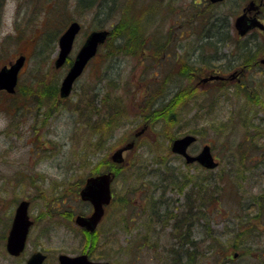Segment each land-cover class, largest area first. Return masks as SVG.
<instances>
[{
  "label": "rangeland",
  "instance_id": "obj_1",
  "mask_svg": "<svg viewBox=\"0 0 264 264\" xmlns=\"http://www.w3.org/2000/svg\"><path fill=\"white\" fill-rule=\"evenodd\" d=\"M101 2L102 11L96 12ZM245 2L227 0L209 7L205 0H0V69L19 56L26 61L16 86L19 94L0 92V264H24L32 240L48 252L46 264H55L51 258L60 252L75 253L90 241L95 248L92 258L110 264H184L179 254L184 256L186 250L189 264L254 263L256 223L246 218L258 213L257 201L264 194V67L241 75V81L230 74L252 56L243 44L262 38L253 30L240 40L231 38L221 49L218 43L216 49L205 46L207 37L216 41V32L204 30L207 23H200L193 11L196 4L198 11L212 15L210 21L223 25L226 37V28L233 35L234 18ZM259 18L264 24V7ZM72 21L81 24V30L69 62L91 31H111L121 21L139 26L145 44L132 49L136 54L114 50V57H106L102 45L69 96L61 98L59 87L69 65L55 68L56 53L48 60L45 56L49 41H57ZM40 45L45 50L37 54ZM232 65L235 69L218 72L226 81L201 82L215 75L217 67ZM49 87L56 94L47 99L42 93ZM105 89L129 115L117 119L109 135L104 123L96 130L92 115L95 108L105 115L113 107L105 98L100 106L94 100L93 93ZM31 93L41 95L40 105ZM13 101L26 107L14 111ZM143 102L160 111L158 116L165 105H174L165 119L154 122V135L147 133L140 116L146 109ZM171 115L176 116L173 122ZM141 129L153 142L135 136ZM188 134L196 137L188 151L197 154L208 145L216 167L186 165L171 151L172 141ZM165 135L172 137L171 143ZM129 144L123 161L115 163L112 154ZM97 164L100 173L113 176L115 198L91 238L79 233L74 219L92 210L79 199L77 189L81 180L83 187L94 176L92 166ZM201 180L206 186L199 190ZM123 197L131 203L121 205ZM23 199L30 202L28 212L36 225L22 258L11 262L3 239L15 205ZM158 199L163 204L159 215L146 208ZM180 215L188 219L191 238H175V228L186 224L178 220Z\"/></svg>",
  "mask_w": 264,
  "mask_h": 264
},
{
  "label": "water",
  "instance_id": "obj_2",
  "mask_svg": "<svg viewBox=\"0 0 264 264\" xmlns=\"http://www.w3.org/2000/svg\"><path fill=\"white\" fill-rule=\"evenodd\" d=\"M211 3L220 2L222 0H208ZM257 12L258 6L254 2H250L248 7L244 9V12L240 14L234 20V27L239 35H244L249 30L257 27L264 30V26L257 19L256 14L249 17L245 12ZM80 30V25L77 22H71L66 30L62 33L58 40V55L54 62L55 68L61 67L71 49L72 43L76 34ZM108 31L98 30L91 32L83 45L78 50L72 64L68 68L64 78L61 81L59 87V96L61 98L67 97L73 87L75 80L82 74L88 61L96 54L97 48L100 44L104 43ZM24 62V57H19L9 67L4 66L0 69V90H5L8 93L14 92V87L17 82V74ZM216 78V77H211ZM210 78V79H211ZM205 81V80H204ZM144 132V129L135 134L139 136ZM196 137L193 135H185L181 138L175 139L171 143V151L177 155L183 157L186 164L198 163L200 166L211 169L217 166V163L213 160L210 147L208 145L203 146L199 153L192 155L188 152V148L195 142ZM131 148V144L125 148L116 150L112 154V160L115 163L123 161V151ZM113 176L109 174H100L90 177L86 180L85 186L81 189L79 195L81 200L88 201L93 211L90 216L78 215L75 218V223L88 232H94L97 224L101 220L104 213V206L109 204L111 199L110 183ZM29 202L22 200L18 203L10 230L7 235L5 248L10 255L18 256L24 249L28 230L32 221L28 216ZM44 255L37 252L32 254L26 261V264H42ZM59 264H108L106 262H91L87 256L80 255L78 257H69L67 255L59 256Z\"/></svg>",
  "mask_w": 264,
  "mask_h": 264
},
{
  "label": "trees",
  "instance_id": "obj_3",
  "mask_svg": "<svg viewBox=\"0 0 264 264\" xmlns=\"http://www.w3.org/2000/svg\"><path fill=\"white\" fill-rule=\"evenodd\" d=\"M85 3H87V1H85ZM101 8H102V2H101V4L97 5L96 12H100L101 13V11H102ZM193 11H195L197 13V16H198V19H199L200 23H202V20H204L205 23H207L204 30L210 29V30H214L216 32V34H215L217 36L216 37V41H214V38L212 36H210V37H207L206 44L203 43L205 46H209V47H212L213 49H216L217 47H215L214 45H215V43L216 44L219 43V42H217L218 41V35H217V33H219L220 31L223 30V25H218L217 26V24L214 21H210L212 15L207 16L208 15L207 13L202 12V11H198L196 4H194ZM123 18H125V16H123ZM127 23L128 22L121 21L118 25L116 24L114 26L115 29H112L110 31V34H109L106 42L104 43V49L107 52L106 57L107 56L108 57H114V54H115V51L114 50H117L118 52H121V53L125 52L126 54H132V53L136 54L137 52L132 51V49L133 48H136V49L140 50L141 47L144 46L145 42H144V40H141V34H142V32H139V30H138L139 26H136L135 25V28H133V27H129ZM137 24H139V21H138ZM229 30H230L229 28H226V37L223 34L222 35V38H221L223 41H226L225 42V45L226 46H228L227 43H229L230 41H232L231 38H234L235 37L234 35H232V34L230 35L229 34ZM125 33H128L129 35H127L126 37H124V34ZM227 34L229 35V37H227ZM55 38H54V40H50L49 41L50 42V47L48 49V51H49L48 58H47V56H45V58L47 60L49 59V55L52 54L55 51V42H56L55 41ZM110 39H112V43H110V41H111ZM115 41L117 43V46H114L115 45ZM141 44H142V46H141ZM38 46H39V44H38ZM261 47L262 46H259L258 45L256 51L257 52H260ZM41 50H45V46H41L40 45V47H38V49H36V53L39 54ZM239 51H240V49H239ZM109 81H111V80H109ZM236 84H237V88L240 89V85H239L240 83H236ZM256 87L257 86H255L254 88L256 89ZM110 90H111L110 93H112V92H114L115 89H110ZM15 94H19V93H16L15 92ZM42 94L47 99H49L52 95H55L56 93H53V90L51 89V87H49L47 89V93H42ZM103 94H106V95L103 96ZM107 95L108 94L106 92V89H105V92L104 93H95V94L93 93L94 100L95 101L97 100V103H98L99 106L101 104L102 99L105 98L104 101H108L109 103H112L113 104V107L108 108L107 109L108 114L103 113L105 115H101L100 112H99V110L97 108H95V110H94V112H93L92 115L95 118V120L93 121L94 124L97 122L96 130L100 127V124H103L104 123L105 126H106V128H108L106 133H107V135H109V133H110L109 128L110 127L112 128V125H115L113 127V129H116V127L118 126L117 123H116V120L119 119V118H123V117L128 118L129 115H124V113L126 112L127 109H125V110L123 108L121 109V105L118 102L119 99L117 97H114V96H111V95H109V97H107ZM245 95H246V98L247 99L250 96L247 93ZM176 96H179L180 98L181 97H184L183 93H175V96L174 97H176ZM31 99L32 100H35V105H40L42 103V98H41V95L40 94L37 95L35 93H31ZM180 102L181 101L178 100V104ZM141 105L144 108H146V109H145V111L144 110L142 111V113L140 114V116H142V118L144 120V124L148 128L147 129V133H150V134H153V135H154V133H153L154 131H153V127L152 126H153L154 122L157 121L158 117H162L163 119H165L166 115L169 112H171V110L174 108L173 107L174 106L173 103L172 104H169V106H168L169 108L168 107H165L166 106L165 105L162 108V112L158 116V114H159L160 111L158 112L157 110H155V108L152 109L151 108L152 106H151L150 103H148V105H146L143 102ZM10 106L12 107V109L14 111L22 110V109H24L26 107L24 104H20L18 101L11 102ZM173 119H176V116L175 115L174 116L173 115L170 116L169 122H173L174 121ZM106 122H108V124H106ZM242 123L246 124L245 119H242ZM190 132L191 133H195L194 130H190ZM147 133L145 132V134H143L141 137L143 138L144 135H145V137H148L150 139V141L153 142V138L149 134H147ZM164 138H166L168 140V143H171L172 137H170L169 135H165ZM99 142L100 141H98L96 143H99ZM240 162H241V165H242L243 162L242 161H240ZM97 166H98V164L95 165V166H92L93 167L92 172H93L94 175L100 173L98 171V169H97ZM246 170L247 169H244L243 171H246ZM76 183H75V185H76V187H78V181ZM82 183H83V181L81 180L80 183H79V186H81ZM173 183L175 184L174 181H173ZM187 183H188V180H187L186 184ZM205 184L206 183L201 180V182L199 184H196V185L199 186L198 189L200 190L201 188H203V187L206 186ZM182 186H184V185H181L180 188ZM78 190L79 189H77V191ZM194 194H197L198 196H200V193L199 192H195ZM212 198H213V196L208 197V201H209L208 203L212 202ZM131 201H132V199L129 200L126 197H123V198L119 199L120 204L121 205L123 204L124 206H126L128 203L130 204ZM113 202H112V204H113ZM158 203H160L159 199L155 202V205L158 204ZM152 204H154V201H152ZM257 206L259 208H261V211L264 209V194L260 197V200L257 201ZM172 218L174 219V217H172ZM178 223H180V222L178 221ZM96 236H97V234L95 233L92 237H96ZM88 244L89 243H85L84 244L85 245L84 249L85 248L89 249L88 248ZM92 252H93V248H92V251H89L90 256H92ZM184 264H187V263H184Z\"/></svg>",
  "mask_w": 264,
  "mask_h": 264
},
{
  "label": "flooded vegetation",
  "instance_id": "obj_4",
  "mask_svg": "<svg viewBox=\"0 0 264 264\" xmlns=\"http://www.w3.org/2000/svg\"><path fill=\"white\" fill-rule=\"evenodd\" d=\"M247 1H254V2H256V0H247ZM263 1V4H262V2L260 3V1H259V5H261L260 6V13L262 12V9H263V6H264V0H262ZM246 3V2H245ZM243 4V7L241 8V12L240 13H242L243 12V10H244V8L247 6V4ZM259 17V16H258ZM258 33H259V35H261L260 37L261 38H263L264 39V33L263 32H261V31H259L258 30ZM222 45H224L225 46V41H223V40H221L219 43H218V46L217 47H219V48H221L222 47ZM247 46H249V45H251V43H247L246 44ZM250 52H252V50H250ZM264 52V51H263ZM264 58V55L262 56V57H260V58H257V57H254V58H251V60H247V61H245V63H242V66L240 67V70L239 71H234L233 73H235V75H237V74H239V76L237 77V79H238V81H241V79H240V76L241 75H244V74H246L247 72H249V71H251V70H258L261 66L262 67H264V62H262V59ZM240 65H241V62H240ZM215 68V67H214ZM214 68H212V69H214ZM212 69H209V71H211ZM217 70H214V72H216L215 74H219L218 72H224V70L226 69L227 71H229V70H231V69H235L234 68V65H232V66H230V67H224V69L221 67V66H219V67H217L216 68ZM220 76H222V75H220ZM214 80H218V81H221V82H224V80H227V79H214ZM214 82V81H213ZM79 192V191H78ZM115 196V194L113 193V195H112V200H113V197ZM115 198V197H114ZM257 208H258V213H256L253 217L251 216V217H247L246 218V222L247 223H249V222H251V220H254L255 221V225H256V228L254 229L256 232H257V234H256V240H255V245H254V252H255V256L254 255H252V260H254V263L253 264H264V249H262V248H264V245H261V242H264V209L261 211V208H259L258 206H257ZM92 211V210H91ZM260 211V212H259ZM91 213V212H90ZM89 213V214H90ZM80 215H82V216H85V215H89V214H81V213H79ZM240 218H243V217H240ZM32 220V224H31V226L29 227V232H28V235H27V238H26V241H25V245H24V249H23V251H22V253L21 254H19L18 256H13V255H10L8 252H7V250H6V248H5V245H6V239H7V235H8V231H9V229H10V226H11V222H12V219H11V221H10V223H9V228H8V231H7V234L4 236V242H3V244H4V250H5V252H6V254H7V256L9 257V260L11 261V262H14L15 260H17V259H21L22 258V256H23V254H24V252L26 251V249H27V247H28V244H29V242H30V240H29V238H30V230L33 228V227H35V225H36V222L33 220V219H31ZM7 230V229H6ZM82 229L80 228V230H79V233L81 234V231ZM190 232V231H189ZM92 236H93V234H90V237L92 238ZM187 237H189V238H191V233H188V236ZM31 239V238H30ZM32 240V239H31ZM34 240H32L31 242H32V245L30 246V254H29V256L27 257V259L32 255V254H34V253H36V252H41L44 256H45V259H44V261H43V263L42 264H46V262L48 261V259H50V256H48L49 254H48V252L47 251H45V249H44V247H42V246H40L37 242H33ZM80 243V242H79ZM89 244H88V248L89 249H84V246H83V248H82V246H81V244H80V248L78 249V251L77 252H75V253H64V252H60L59 254H57L56 256H55V259L54 258H51L53 261H54V263L55 264H59V256L61 255V254H67V255H70V256H78V255H83V254H85V255H87V257L90 259V260H93L92 258H91V256H90V253H89V251H92V248H94V244H93V242H88ZM243 251V250H242ZM188 250H186V253H185V255L183 256L182 255V253L180 254V257L181 258H183L184 259V262L183 263H187V264H189L190 263V260H188ZM191 254V253H190ZM189 254V255H190ZM238 256L239 255H236V257L238 258ZM243 256H245V255H243ZM190 257V256H189ZM27 259L25 260V262H24V264H26V261H27ZM94 261V260H93Z\"/></svg>",
  "mask_w": 264,
  "mask_h": 264
},
{
  "label": "bare ground",
  "instance_id": "obj_5",
  "mask_svg": "<svg viewBox=\"0 0 264 264\" xmlns=\"http://www.w3.org/2000/svg\"><path fill=\"white\" fill-rule=\"evenodd\" d=\"M207 3L211 6V2H209L208 0H207ZM209 6V7H210ZM224 34V31L223 32H219V33H217V35H218V38H221L222 37V35ZM222 40V39H221ZM221 40H218L217 42H220ZM17 205H18V203L15 205V209H16V207H17ZM150 206V207H149ZM162 206H163V204L160 202V203H158V204H156V205H153L152 204V202L151 203H149V205H147L146 206V208H147V210H148V207H149V209H151V211L153 212V214H157L158 213V215H159V211L161 210V208H162ZM15 209H14V212H15ZM149 211V210H148ZM164 212H165V210H164ZM161 214V213H160ZM171 214V212L168 214V215H170ZM161 215H163V214H161ZM167 215V216H168ZM181 216V215H180ZM178 218V217H177ZM178 220L179 221H181V220H184V222L186 223V224H184L183 226L182 225H179V226H177L175 229H177V233H176V237L175 238H181L182 236H184V235H186V237L188 236V233H190L189 231V222H188V219L186 220V217H182L181 216V218H178ZM81 234H87L89 237H90V233H87V232H81Z\"/></svg>",
  "mask_w": 264,
  "mask_h": 264
}]
</instances>
